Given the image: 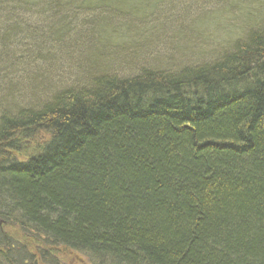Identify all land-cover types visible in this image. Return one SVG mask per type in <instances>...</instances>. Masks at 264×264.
Listing matches in <instances>:
<instances>
[{
	"label": "trees",
	"instance_id": "trees-1",
	"mask_svg": "<svg viewBox=\"0 0 264 264\" xmlns=\"http://www.w3.org/2000/svg\"><path fill=\"white\" fill-rule=\"evenodd\" d=\"M130 1L0 0V264H264V21L191 61L208 13L173 31L146 21L163 0ZM95 12L175 53L92 58ZM72 54L76 81L54 82L41 64Z\"/></svg>",
	"mask_w": 264,
	"mask_h": 264
},
{
	"label": "rangeland",
	"instance_id": "rangeland-1",
	"mask_svg": "<svg viewBox=\"0 0 264 264\" xmlns=\"http://www.w3.org/2000/svg\"><path fill=\"white\" fill-rule=\"evenodd\" d=\"M127 1H128L126 2L127 4L133 3L130 0H127ZM148 1H153L151 2L152 3L151 5L155 6L156 4L155 2L159 0H148ZM160 4H162L160 8L161 10H157L156 12H153L151 15H149L148 18H146V21L148 23V22H151L153 19H158L159 17L160 19L166 18L169 20H173L174 22H171V24H169V27H171L173 31L180 29V28L175 29L176 26H178L176 23H179L180 25L183 24L185 25L186 28H188L189 24H191V20L193 19L192 18L193 11L200 10L197 16H196L197 13L195 14V17H198L200 14L206 15V13H208V17L206 16L204 18V16H202L203 20L205 19L204 21H206V23L208 24V25L205 24L206 26L204 25L205 30L203 29L204 32L202 33L204 37L203 36L201 37L202 40H199L198 46L197 44L193 46H189L190 49L193 48V50L195 51L194 52L195 54L193 55V57H191L192 59H190L191 61H199L197 59L198 55L204 54V57H206L212 52L215 53L216 50H218L217 49L218 47L219 48L224 47L227 41L233 42L234 40H236V38L243 36L245 33L244 30L245 29L247 30L248 27L251 28L253 24H255V18L257 19L259 18L257 25H260V23L264 21L263 20L264 9L262 11V8L260 9L259 5H257L253 1L250 3H247L246 5L245 3H243L242 5L240 4L231 5L226 11H223L224 8L220 7L221 5L212 6V3L209 2V0H205L204 4L199 3L198 5L196 4V0H163V2ZM200 5H203V6L198 7ZM172 9L174 12L176 11L175 17L174 16L171 17L172 16L171 14H167ZM183 9H186L188 12H190L188 17L183 16V13L181 12ZM186 10H184V12ZM159 11L161 12V14L159 13ZM260 11H262L263 15ZM129 12H131V10H129ZM129 14H130L129 17L126 16L127 14H125L124 16L125 20L130 21V22L140 21L138 20L140 19L139 15L135 16V14L137 13L134 14L131 12ZM121 15H124V14H121ZM87 17L90 19H93V18L95 19L97 17L100 20L107 17V22L103 23L105 26L103 25L104 29L102 30V33L103 35L106 33V35L109 37L108 39L109 43H107L105 47H102L103 49L105 48L103 53L100 52L99 46L93 47L92 49H90V51L87 50L88 53L91 52V54L89 55L92 56V58L94 57L95 59H97L98 57L104 56V58L107 59L110 57V53H111L109 52V50H112V51H122V53L118 52L117 56L119 59L123 58L126 61V58H129L131 53L136 51V49H138L139 47L141 48V43H142V46L144 44L147 47L145 52L148 53L147 55L149 56H147L145 59L146 60L148 58L155 59L157 61V64H158V61L160 63H163L162 60H159L160 57L157 56L159 53L162 55H171L175 53L173 52L176 50L175 45H173L172 47L167 46L168 39L170 37L173 39V33L166 34L165 33L166 31H165L162 38L155 41V34L153 31H151L149 33L151 37L147 39V42L145 40L141 42V40H136L135 37L141 34L143 31L144 33H146L145 30L149 29V27L151 26L146 27V29H142V26L140 27L135 26V28H132L131 25H129L128 27L125 28V26L122 25L124 22H121L119 18H113L111 21H109L112 18L111 15H107L104 12L91 13ZM242 17H244L243 20L245 21L248 20L247 24L244 23V21L242 20ZM249 20L250 21L253 20V21L250 22ZM118 21H120V23ZM240 24H242V26L244 27L243 30L235 29L232 32H230L231 30L229 28H234L235 26L240 25ZM229 33H231V37H229L230 36ZM145 36L146 35L144 34V37ZM202 44H203V48H205L203 50L204 52L202 53V51H199L197 53V49H199V46H201ZM167 52L169 53L167 54ZM73 55L74 54H72V56ZM78 56L79 54H76L72 57L71 60H68V61H66V59L65 60L62 59V60H59L58 62L45 63L41 65L43 69L45 70L46 69H50L51 71L53 70L54 74L52 73L51 77H52V80H54V82L56 83L59 82L60 85L61 84L63 85L73 84V82L76 81L77 75L80 73V70H81V68L79 67L81 62ZM84 57H85V54H84ZM166 58L168 59V64L177 65L185 61L187 62V60L190 63V60L185 57H180V56L176 57L172 55L171 57H166ZM126 64H128V62H126L125 65ZM164 64H166V61H164ZM93 65L95 67L94 69H96L99 66H106V63L101 58L98 61L93 62ZM127 69H129L128 66L114 65L112 70L124 72ZM69 72L73 73L72 75L70 74L71 80L68 78Z\"/></svg>",
	"mask_w": 264,
	"mask_h": 264
}]
</instances>
